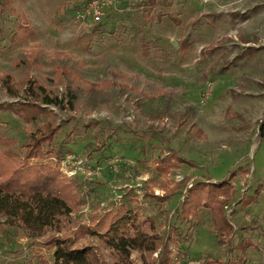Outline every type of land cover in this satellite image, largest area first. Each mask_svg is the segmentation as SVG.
Instances as JSON below:
<instances>
[{"label":"rangeland","instance_id":"rangeland-1","mask_svg":"<svg viewBox=\"0 0 264 264\" xmlns=\"http://www.w3.org/2000/svg\"><path fill=\"white\" fill-rule=\"evenodd\" d=\"M88 1L14 0L17 15L0 12V133L22 154L46 120L59 124L52 149L64 150L63 172L85 201L42 236L0 226V264H54L50 236L81 225L105 234L116 216L131 232L166 241L171 264H234L243 240L252 243L245 264H264V0H157L154 7L151 0H116L94 26L78 19ZM28 76L69 108L51 105L53 114L32 124L6 108L33 102ZM87 83L105 87L93 91ZM168 154L185 162L166 177L156 161ZM232 173L237 193L226 213L235 233L226 243L209 210L199 223L182 220L186 191L158 200L165 183H221ZM256 190V201L244 207L241 199ZM79 244L111 263L114 254L98 237ZM132 259L149 260L137 251Z\"/></svg>","mask_w":264,"mask_h":264},{"label":"trees","instance_id":"trees-1","mask_svg":"<svg viewBox=\"0 0 264 264\" xmlns=\"http://www.w3.org/2000/svg\"><path fill=\"white\" fill-rule=\"evenodd\" d=\"M13 1L0 0V12L17 15ZM157 4V0L150 2L152 7ZM21 28L28 33L30 31L28 26ZM226 68L225 66L222 73H225ZM59 70L57 69L56 74L61 77L63 73ZM63 72L78 82L82 81L77 74L68 70ZM12 81L13 79L11 81L7 79L6 87L11 95L17 96V92L13 91ZM25 82L33 102L7 105L6 108L15 110L29 124L42 116L53 114L49 110L51 105L64 110L69 108L59 97L53 96L39 80L28 76ZM87 86L93 91L105 87L93 83H87ZM112 86V83L107 84L109 88ZM71 107L70 110H73ZM0 108H3V105H0ZM194 128L199 138L206 139L202 130L197 126ZM262 128L261 137L264 138V123ZM61 129L59 124L46 120L36 132L29 135L22 154L15 153L11 148L14 141L6 139L0 133V220L4 219L3 223L0 221V226L19 225L29 235L42 236L48 229L55 228L60 219L69 217L85 203L78 194V186L61 171L64 150L52 149ZM184 162L185 160L177 155L168 154L156 161L157 171L167 177L171 172L179 170ZM235 176L236 173H232L221 183L210 181L191 183V179L186 178L177 182L173 188L165 183L164 195L158 197V200L165 202L186 191L188 194L180 208L182 220L187 223H199L202 210H209L219 242L226 243L235 233V228L226 213V207L235 199L237 193L231 185V180ZM259 194L260 191L256 190L253 196H245L240 203L244 207L250 206ZM110 222L105 234L99 233L91 225H81L69 234L50 236L47 246L54 251V264H135L132 259L134 251L142 256H148L149 260L143 264H171L169 246L156 234L131 232L121 216L113 217ZM90 236L98 237L102 248L114 254L111 263L106 262L104 256L96 252L97 249L94 247L79 244L83 238ZM251 245L248 240L242 241L239 245L241 259L234 264H245ZM159 250H162L161 258H153Z\"/></svg>","mask_w":264,"mask_h":264},{"label":"built area","instance_id":"built-area-1","mask_svg":"<svg viewBox=\"0 0 264 264\" xmlns=\"http://www.w3.org/2000/svg\"><path fill=\"white\" fill-rule=\"evenodd\" d=\"M116 3V0H89L84 9L78 14V19L82 24L99 25L104 16L105 8ZM64 158L61 160V171L63 172ZM68 178H71L64 173ZM179 182V181H178Z\"/></svg>","mask_w":264,"mask_h":264}]
</instances>
